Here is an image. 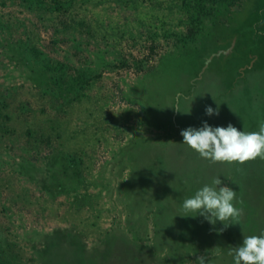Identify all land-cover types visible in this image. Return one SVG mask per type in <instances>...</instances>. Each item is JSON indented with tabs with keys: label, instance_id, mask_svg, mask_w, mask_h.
I'll use <instances>...</instances> for the list:
<instances>
[{
	"label": "rangeland",
	"instance_id": "374dc122",
	"mask_svg": "<svg viewBox=\"0 0 264 264\" xmlns=\"http://www.w3.org/2000/svg\"><path fill=\"white\" fill-rule=\"evenodd\" d=\"M242 1L0 0L11 264H233L229 249L264 230V161L210 164L180 135L206 106L213 127L264 121V0ZM217 176L243 208L222 232L179 216Z\"/></svg>",
	"mask_w": 264,
	"mask_h": 264
},
{
	"label": "clouds",
	"instance_id": "9594fccd",
	"mask_svg": "<svg viewBox=\"0 0 264 264\" xmlns=\"http://www.w3.org/2000/svg\"><path fill=\"white\" fill-rule=\"evenodd\" d=\"M219 105L216 109L205 107V115L218 116ZM180 112V97L174 106ZM182 143L193 150L201 159L210 164L226 162L231 165L236 162L243 166L247 161L257 158L264 161V121L259 122L258 131H241L229 123L226 127L211 126L206 121L200 127H186L180 131ZM241 168L237 167V171ZM242 200H237L236 192L222 184L219 176L213 178L211 184H205L195 193L185 198L180 211L182 217H203L210 225L220 222L224 227L222 232L232 224H240L243 216ZM221 253L219 249L216 255ZM233 264H264V230L259 235H249L243 238L242 244L229 249ZM198 264H207V257L198 256Z\"/></svg>",
	"mask_w": 264,
	"mask_h": 264
},
{
	"label": "trees",
	"instance_id": "16d2710c",
	"mask_svg": "<svg viewBox=\"0 0 264 264\" xmlns=\"http://www.w3.org/2000/svg\"><path fill=\"white\" fill-rule=\"evenodd\" d=\"M207 1H210V2H214V3H218L219 1H224V2H227V5L229 6V11L230 13L231 12H234L232 10H236L239 8V6L242 4V0H207ZM207 13V11H205ZM260 27H254L253 26V37L256 38L258 36V30H259ZM223 53V52H222ZM229 87V85H228ZM0 104H2V100L0 98ZM217 107H213V109H216ZM208 120L211 121V116H207V119L204 120L208 123ZM262 195H264V190H261L259 191ZM262 200V199H261ZM261 203H264V200H262L261 202H259L258 204H261ZM256 209V207H255ZM10 253V252H9ZM11 255V253H10ZM0 259L3 261V264H11V261H10V256L4 251V249H1L0 248Z\"/></svg>",
	"mask_w": 264,
	"mask_h": 264
}]
</instances>
